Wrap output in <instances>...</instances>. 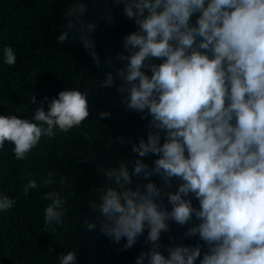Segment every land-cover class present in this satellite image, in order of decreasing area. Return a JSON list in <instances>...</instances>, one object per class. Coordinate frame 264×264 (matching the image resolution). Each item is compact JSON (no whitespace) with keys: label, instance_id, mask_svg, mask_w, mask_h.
I'll list each match as a JSON object with an SVG mask.
<instances>
[{"label":"clouds","instance_id":"1","mask_svg":"<svg viewBox=\"0 0 264 264\" xmlns=\"http://www.w3.org/2000/svg\"><path fill=\"white\" fill-rule=\"evenodd\" d=\"M119 2L137 27L123 38L129 54L120 55L127 63L117 71L124 82L118 90L127 92V108L150 116L154 131L132 145L138 157L151 154L138 158L131 173L123 162L106 172L109 184L90 202L104 217L99 230L116 242L125 238L123 247L129 248L147 228L151 248L136 264H145V256L147 264H197L198 258V264H264V0ZM75 11H84L79 0L66 15ZM57 39L65 41L68 33ZM83 46L94 48L87 37ZM90 55L97 59L94 51ZM152 58L160 62L150 63ZM15 60L13 48L4 45L0 63L10 66ZM113 81L109 73L103 86ZM30 102L36 103L34 96ZM88 116L84 93L75 87L59 90L30 118L0 115V148L9 142L14 157L22 160L42 136L67 132ZM140 173L143 191L129 187ZM44 183H55L52 173ZM35 187L30 179L23 191ZM163 196L170 210L157 202ZM42 198L50 201L44 222L61 223L64 198L56 191ZM14 204L0 192V213ZM193 216L199 223L185 235H198L207 251L202 254L197 243L171 245L167 256L161 254L158 240L168 230L167 221L185 225ZM58 261L76 264V254L67 251Z\"/></svg>","mask_w":264,"mask_h":264},{"label":"trees","instance_id":"2","mask_svg":"<svg viewBox=\"0 0 264 264\" xmlns=\"http://www.w3.org/2000/svg\"><path fill=\"white\" fill-rule=\"evenodd\" d=\"M74 2L0 0V49L9 45L16 55L13 65L0 63V115L30 118L45 97L51 99L57 91L73 87L86 95L89 111L80 126L42 136L22 160L14 157L9 142L0 148V192L15 200L11 209L0 213V264H59L58 256L67 251L75 252L76 264H136L140 253L151 248L147 228L129 248L123 247L125 238L116 242L105 236L99 230L104 217L90 206L98 191L109 184L106 172L112 165L123 162L131 173L138 158L143 161L151 154L138 157L132 151L133 144L154 131L149 128L150 116L127 108L123 103L127 92L118 90L124 82L117 71L127 63L120 55L129 54L123 38L137 26L124 15L119 0H79L84 11L67 16ZM62 32L68 33L63 42L57 39ZM84 37L94 44L93 49L83 46ZM90 51L96 53V60ZM109 73L114 81L106 87L103 81ZM33 96L35 104L30 102ZM43 107L46 111L47 104ZM101 112L109 115L101 117ZM49 173L55 183L45 184ZM142 175L132 176L129 187L139 185L143 191ZM30 179L36 187L25 193L23 186ZM175 183L172 179V186ZM49 191L64 198L59 224L44 222L43 209L50 201L42 197ZM193 199V206L199 207ZM157 202L171 209L166 196ZM89 223L96 227L89 229ZM196 223L194 216L185 225L167 221L158 251L167 256L168 246L199 243L203 254L207 247L198 235H185Z\"/></svg>","mask_w":264,"mask_h":264}]
</instances>
